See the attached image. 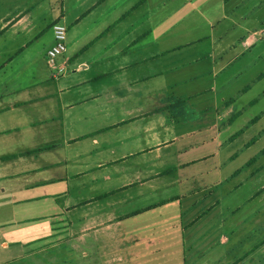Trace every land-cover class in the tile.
I'll return each instance as SVG.
<instances>
[{"label":"crops","instance_id":"obj_1","mask_svg":"<svg viewBox=\"0 0 264 264\" xmlns=\"http://www.w3.org/2000/svg\"><path fill=\"white\" fill-rule=\"evenodd\" d=\"M262 3L0 0V158L17 155L0 160V264L105 227L124 264H264V109L240 101L264 73L230 93L264 34L233 18Z\"/></svg>","mask_w":264,"mask_h":264},{"label":"rangeland","instance_id":"obj_2","mask_svg":"<svg viewBox=\"0 0 264 264\" xmlns=\"http://www.w3.org/2000/svg\"><path fill=\"white\" fill-rule=\"evenodd\" d=\"M263 5L264 3H262V6ZM229 7L230 6L226 7L227 11H229ZM237 14V17L233 19L237 24H240L242 28L249 31L264 30V20L261 18L264 15V6L258 8L256 12H253L250 7H243L240 8ZM239 16L243 17L242 20L238 18ZM226 23L227 22L224 21L222 23L223 26H227V24L229 26L231 25L230 23ZM240 33L244 34L239 27L233 29V32L229 35V40H234ZM257 37L258 41L256 45L250 51H245L244 58L240 60V63L244 64L242 68H244L245 73L238 84H231L233 89L230 93L235 92L245 82L247 83L255 74L260 72L264 73V56L261 60H258V62L253 63L251 61L258 51L264 49V34L258 35ZM237 47H239L238 44ZM262 91H264V77L260 78L258 82H255V84L251 86V90L248 91L245 97L240 99V101L244 102L252 98L258 99L253 111L262 110L264 109V94L261 95ZM262 125H264V120L262 121ZM41 234H43V232H41ZM24 238H27V234ZM56 238L62 239V244H57L49 248H44L40 244L23 243L21 245L22 248L14 252L15 259L12 260L11 264H124V249L117 242H114L113 237L109 236L107 227L95 233L94 237H92L93 242L90 241L89 237L87 239L88 241L84 242V246L76 241L75 232L70 230L61 231ZM14 239L16 240V237L10 235L9 237H5V242L11 244ZM17 239H19V237H17ZM146 251H150V249ZM154 259L153 256L147 255L145 260H147L148 263L144 264H156V262H153ZM149 261L152 263H149Z\"/></svg>","mask_w":264,"mask_h":264},{"label":"built area","instance_id":"obj_3","mask_svg":"<svg viewBox=\"0 0 264 264\" xmlns=\"http://www.w3.org/2000/svg\"><path fill=\"white\" fill-rule=\"evenodd\" d=\"M54 45L46 52V58L48 65L52 69H56L54 66L55 59L65 51V33L66 28L61 24H54L52 26ZM62 69L59 70L61 72Z\"/></svg>","mask_w":264,"mask_h":264},{"label":"trees","instance_id":"obj_4","mask_svg":"<svg viewBox=\"0 0 264 264\" xmlns=\"http://www.w3.org/2000/svg\"><path fill=\"white\" fill-rule=\"evenodd\" d=\"M37 151H38V150H37ZM33 152H34V151H33ZM28 153H31V152H26V154H28ZM14 157H17V155L3 156V157L0 158V160H1V161H6V160H10V159H12V158H14Z\"/></svg>","mask_w":264,"mask_h":264}]
</instances>
